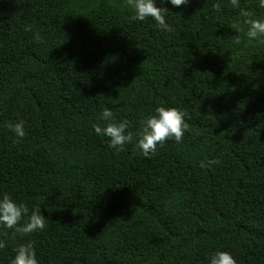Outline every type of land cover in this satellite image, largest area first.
<instances>
[{
    "label": "trees",
    "instance_id": "16d2710c",
    "mask_svg": "<svg viewBox=\"0 0 264 264\" xmlns=\"http://www.w3.org/2000/svg\"><path fill=\"white\" fill-rule=\"evenodd\" d=\"M156 2L173 31L131 21L126 0H0V198L46 221L26 236L0 225V264L28 243L38 264H209L218 251L264 264V37L249 40L240 15L264 8ZM161 106L190 130L145 157L142 122ZM104 108L129 122L124 151L94 132Z\"/></svg>",
    "mask_w": 264,
    "mask_h": 264
},
{
    "label": "clouds",
    "instance_id": "9594fccd",
    "mask_svg": "<svg viewBox=\"0 0 264 264\" xmlns=\"http://www.w3.org/2000/svg\"><path fill=\"white\" fill-rule=\"evenodd\" d=\"M171 3L175 7H181L189 4L190 0H161V4ZM235 8H240L239 0H230ZM127 6L133 9L134 14L130 17L131 21H144L151 18L161 31H173L172 27L166 22V15L169 12L167 7L157 6L156 0H126ZM259 6L264 8V0H259ZM216 10H220V5H214ZM240 15L244 17L243 24L248 26L247 37L249 40H256L264 37V20L253 19L252 13L245 9L240 10ZM237 33L243 31L240 24L231 25ZM30 30V29H26ZM39 39V35L36 36ZM236 44L240 43V37H235ZM156 115L148 117L142 122L139 138L136 142V148L145 156L150 157L157 152L158 146L162 147L169 139H174L177 143L182 142L184 134L189 131V125L185 122V113L177 108L163 106L157 107ZM99 120L106 123L101 126L99 122L92 125L94 132L100 136L109 138V147L116 151H124L125 146L132 143L134 134L127 131L129 122L122 120L119 123L114 122V114L109 108H104L100 113ZM6 127L11 131L16 139L14 143L22 140L26 133L24 131V122L8 123ZM217 161H209L200 164L201 168L209 167ZM29 209L24 204H17L8 194H3L0 198V225L7 229L14 230V233L26 236L37 231H43L46 227L45 217L40 214L39 209L31 212L27 221L24 217L28 216ZM6 247V242L0 241V249ZM16 251V256L11 264H38L36 253L31 243L21 245ZM209 264H236L232 255L225 251H218L211 256Z\"/></svg>",
    "mask_w": 264,
    "mask_h": 264
}]
</instances>
